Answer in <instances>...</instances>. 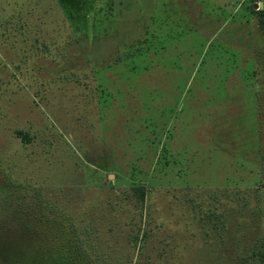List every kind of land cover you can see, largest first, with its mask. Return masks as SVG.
<instances>
[{
    "label": "rangeland",
    "instance_id": "374dc122",
    "mask_svg": "<svg viewBox=\"0 0 264 264\" xmlns=\"http://www.w3.org/2000/svg\"><path fill=\"white\" fill-rule=\"evenodd\" d=\"M260 8L0 0V264H250Z\"/></svg>",
    "mask_w": 264,
    "mask_h": 264
},
{
    "label": "trees",
    "instance_id": "16d2710c",
    "mask_svg": "<svg viewBox=\"0 0 264 264\" xmlns=\"http://www.w3.org/2000/svg\"><path fill=\"white\" fill-rule=\"evenodd\" d=\"M263 1L264 0H260ZM255 15H257L258 20H259V27L260 30L263 32L264 34V9L260 8L257 12H254ZM261 51L263 54V64L262 67H257L256 70V87H257V92H256V103H257V120H258V126L260 129V137H261V143L264 149V44L261 45ZM263 173V178H264V172ZM264 185V184H262ZM137 192H139L141 194V199L144 200L145 198V193L141 190H136ZM256 195H257V199H258V206L255 209V215L257 217H259V213H260V205H261V196L258 195L256 189H255ZM43 204V202L38 203L39 207ZM49 204V203H46ZM50 206V205H48ZM38 207L37 210H39L40 208ZM51 209V214L54 215V212L56 213L55 208L50 207ZM213 216H216L217 218L222 217L221 213L218 212H213L212 213ZM220 222H222V226H218L219 228H224L225 224L224 221L220 220ZM73 228L75 229V227L73 226ZM73 228H71L72 230H70V232L73 234V231L76 233L75 230H73ZM76 241V240H75ZM80 242V241H78ZM85 243V242H84ZM83 250H87V248L85 247V249L83 248ZM77 255H74L72 258H68L67 259L71 260L68 261L71 264H102V262H100L99 260H97V257L95 258V261L93 260V258L91 257V254L89 251H84L82 252H77ZM252 258L253 260L250 262V264H264V247L263 245L254 247L253 252H252Z\"/></svg>",
    "mask_w": 264,
    "mask_h": 264
}]
</instances>
